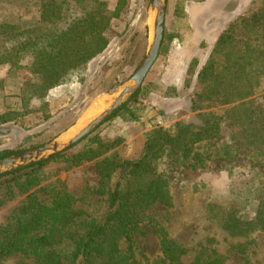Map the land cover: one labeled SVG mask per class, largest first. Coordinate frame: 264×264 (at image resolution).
Masks as SVG:
<instances>
[{
	"label": "rangeland",
	"instance_id": "1",
	"mask_svg": "<svg viewBox=\"0 0 264 264\" xmlns=\"http://www.w3.org/2000/svg\"><path fill=\"white\" fill-rule=\"evenodd\" d=\"M99 1L112 12L120 0ZM121 1L118 16L112 18L104 34L108 41L106 49L89 61L81 79L73 78L54 89L57 93L50 95L45 106L40 99L32 98L29 108L34 112L16 122L0 123V152L17 153L44 144L72 130L84 117V120L89 118L91 115L88 117L87 113L94 106L104 107L112 101L114 96H109V92L134 73L151 35L150 0ZM39 2L0 0V24L38 20ZM69 4L70 10L63 12L65 17L80 15L77 3L71 0ZM263 7L264 0H167L158 56L141 85V93L135 100L127 101L136 119L124 111L105 121L90 133V139L48 161L37 173L36 184L21 191L13 185L12 199L5 192L13 181L0 179V224L26 201L29 193L44 198L42 187L55 182L80 199L76 205L87 216L100 219L111 205L109 196L119 172L115 171L105 190L99 192L101 177L96 160H79L75 154L84 146H96L100 141L111 143L101 149L103 157L137 159L146 139L158 127L172 132L176 122H196L199 111L193 110L189 101L195 93L210 88L208 79L198 83L197 73L209 61L218 36L229 24ZM244 33L243 24L237 23L233 29L235 50L244 48L245 44H259L263 58L253 56L248 66L242 69L235 66L231 71L239 76L238 88L244 91L250 87L252 95L241 102L214 104L200 111L201 118L204 112H210L209 117H215L219 123L216 135L198 144L197 151L209 157L203 166L193 168L189 158L183 162L163 157L156 162L157 170L169 182L172 206L149 207L143 213L141 229L134 233L136 251L150 260L161 254L157 229L163 228L181 245L214 248L225 257L226 264H264V225L252 229L253 221L259 215L264 217V30L259 35L251 31L247 36ZM3 44L0 36V51ZM225 51L223 48L213 55L216 64L211 76L222 71ZM170 58L181 64V72L170 67ZM30 62V58H24L9 73L6 69V75H3L4 67H0V112L8 101L19 100L21 83L30 78ZM220 77L225 82L231 78ZM197 104L209 105L206 101ZM4 128L8 131L3 134ZM93 136L95 140L90 144ZM25 175H17L18 181ZM227 214L249 225H242L239 235H230L221 226L220 218ZM191 256L192 253L184 259ZM0 264H32V261L15 253L1 259Z\"/></svg>",
	"mask_w": 264,
	"mask_h": 264
},
{
	"label": "trees",
	"instance_id": "2",
	"mask_svg": "<svg viewBox=\"0 0 264 264\" xmlns=\"http://www.w3.org/2000/svg\"><path fill=\"white\" fill-rule=\"evenodd\" d=\"M70 1L40 0L38 20H20L16 25L9 22L0 24V36L4 43L0 51V67H6L9 73L24 58L31 59L28 69L30 78L21 83L19 100L5 104L0 112V123L16 122L18 118L34 112L29 108L32 98L40 99L41 105L45 106L50 89L65 85L73 78L81 79L89 61L106 49L108 41L105 31L112 18L118 16L123 2L120 0L111 12L99 0H74L81 10L80 15L65 17L63 12L70 10ZM263 8L237 22L243 24L246 36L248 31L259 35L264 30ZM237 23L229 24L220 33L209 61L197 73L198 83L203 84L208 79L210 88L195 93L189 101L192 109L199 111L196 122H176L173 133L158 127L146 139L137 159L120 160L115 155L103 157L101 149L111 143L99 141L92 146L95 136L91 145L84 146L75 154L79 160H96L101 177L99 192L105 190L111 175L119 172L109 196L111 205L104 215L100 219L87 216L76 205L80 199L61 183L48 184L42 187L44 198L35 192L29 193L26 201L8 216L5 223L0 224V260L20 253L32 264H226L225 257L214 248L181 245L173 241L163 228L157 229L161 254L150 260L136 251L134 233L141 229L143 213L149 207L158 204L172 206L169 182L157 170V160L168 157L184 162L189 158L193 168L203 166L209 157L197 151L198 144L216 135L219 123L215 117H209L212 116L210 112H204L201 118L200 111L215 105L241 102L252 95L250 87L247 86L244 91L238 88L239 76L231 70L235 66L240 69L248 66L253 62V56L262 59L263 52L259 44H245L244 48L235 50L233 29ZM247 42H251V39L247 38ZM223 48L226 49L223 69L216 76H211L216 64L213 55ZM220 76L231 78L225 82ZM227 86L232 88L228 89ZM140 93L141 87L130 96L128 102L135 100ZM198 101H206L209 105L202 107L197 104ZM128 102L106 121L124 111L136 119ZM7 131L4 128L1 133ZM90 135L83 140L90 139ZM11 154L14 152L2 151L0 158ZM61 155L1 174L0 179H6L7 183L13 181L6 188L7 198L12 199L14 195L13 185L21 191L36 184V175L42 167ZM20 173L26 175L24 179L20 176L18 181L17 175ZM220 219L222 228L230 235H239L240 227L249 225L228 214ZM252 224L253 231L259 229L264 225V217L259 215ZM190 253L191 258L185 260L184 257Z\"/></svg>",
	"mask_w": 264,
	"mask_h": 264
},
{
	"label": "water",
	"instance_id": "3",
	"mask_svg": "<svg viewBox=\"0 0 264 264\" xmlns=\"http://www.w3.org/2000/svg\"><path fill=\"white\" fill-rule=\"evenodd\" d=\"M166 2L167 0H150L151 35L146 52L130 78L123 85L109 92V96H114L112 101L102 107L99 112L75 125L72 130L66 131L44 144L0 158V175L66 152L92 133L128 101L130 96L141 87L148 71L158 56L163 38Z\"/></svg>",
	"mask_w": 264,
	"mask_h": 264
},
{
	"label": "crops",
	"instance_id": "4",
	"mask_svg": "<svg viewBox=\"0 0 264 264\" xmlns=\"http://www.w3.org/2000/svg\"><path fill=\"white\" fill-rule=\"evenodd\" d=\"M168 64L170 65V67H173V68H175L176 70L179 69L180 72L182 71V69H181V68H182V67H181V64H179L178 62H176V60H175L174 58H170V59H168ZM180 67H181V68H180ZM3 71H4L3 75H6V67H4ZM58 87H62V86H56V87H54V88H52V89H50V90L48 91V93H47V95H46V100H48V98L50 97V95L53 94L54 91H56V90H54V89H57ZM56 93H57V91H56ZM33 100H35V99H33Z\"/></svg>",
	"mask_w": 264,
	"mask_h": 264
},
{
	"label": "bare ground",
	"instance_id": "5",
	"mask_svg": "<svg viewBox=\"0 0 264 264\" xmlns=\"http://www.w3.org/2000/svg\"><path fill=\"white\" fill-rule=\"evenodd\" d=\"M101 108H102V105H101V104H100V105L98 104V105L94 106L93 109L90 110V111L87 113V116H88V115L90 116V115H93V114L99 112V111L101 110ZM87 116H86V117H87ZM89 116H88V117H89ZM84 118H85V117H84ZM84 118H83V120H84ZM78 121H79V120H78ZM80 121H82V120H80ZM74 128H75V127H74Z\"/></svg>",
	"mask_w": 264,
	"mask_h": 264
}]
</instances>
